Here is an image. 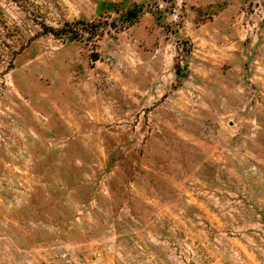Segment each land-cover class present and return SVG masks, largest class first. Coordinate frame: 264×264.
<instances>
[{
  "label": "rangeland",
  "instance_id": "1",
  "mask_svg": "<svg viewBox=\"0 0 264 264\" xmlns=\"http://www.w3.org/2000/svg\"><path fill=\"white\" fill-rule=\"evenodd\" d=\"M0 264H264V0H0Z\"/></svg>",
  "mask_w": 264,
  "mask_h": 264
},
{
  "label": "trees",
  "instance_id": "2",
  "mask_svg": "<svg viewBox=\"0 0 264 264\" xmlns=\"http://www.w3.org/2000/svg\"><path fill=\"white\" fill-rule=\"evenodd\" d=\"M169 1H171V0H169Z\"/></svg>",
  "mask_w": 264,
  "mask_h": 264
}]
</instances>
